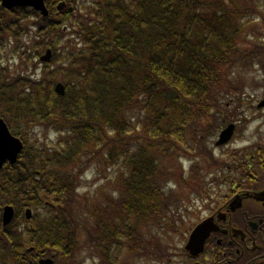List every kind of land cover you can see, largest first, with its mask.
Masks as SVG:
<instances>
[{
  "label": "trees",
  "instance_id": "16d2710c",
  "mask_svg": "<svg viewBox=\"0 0 264 264\" xmlns=\"http://www.w3.org/2000/svg\"><path fill=\"white\" fill-rule=\"evenodd\" d=\"M88 4L42 18L38 48H51L53 58L38 79L21 73L10 77L9 69L0 67V113L11 126L19 124L13 130L26 144L20 161L0 171L4 264H32L38 254H55L59 264H81L77 258L87 244L76 240V223L85 210L92 219L85 230L100 264H126L120 260L126 248L139 260H165L157 236L176 231L175 218L186 200L179 191L194 184L199 185L193 190L205 191L203 174L189 177L181 160L190 161L196 173L202 161L218 164L205 138L223 122L226 98L242 90L229 70L240 63L254 65L264 56V47L249 49V37L262 34L257 23H264V0ZM54 34L60 42L68 38V46L58 47ZM57 81L66 85L63 97L54 92ZM3 104L22 118L15 122ZM33 119L54 123L47 130H55L59 142L28 148ZM137 130L141 135L135 137ZM99 159L118 178L110 189L103 184V191L84 200L76 193L79 171ZM8 204L16 216L3 227L2 209ZM40 206L46 212L41 222L33 217L36 231L23 230L21 223L32 220L21 213Z\"/></svg>",
  "mask_w": 264,
  "mask_h": 264
},
{
  "label": "rangeland",
  "instance_id": "374dc122",
  "mask_svg": "<svg viewBox=\"0 0 264 264\" xmlns=\"http://www.w3.org/2000/svg\"><path fill=\"white\" fill-rule=\"evenodd\" d=\"M69 1L79 9L81 2L89 5L88 3L93 0ZM53 13V18H55V12ZM13 21H18L21 24L11 32L10 36L8 30L0 35V67H8V76L10 77H16L21 72L24 75L31 76L35 73L36 77L34 79H38V75L43 74L45 64L40 63V57L44 54V50L38 48V45L43 42V38H38L37 34L39 33V26H42L45 20L33 14L30 9H26L23 12L14 11L11 17L8 18L7 23L11 26ZM69 24L70 22L64 24V27H67ZM257 27L259 29L260 27L262 28V34L257 35L258 37H254V39L249 37V40L252 41L249 47L250 50L264 47V23L261 26L257 23ZM65 31L69 32L70 28H66ZM17 34L19 36H16ZM66 35L69 36V34ZM67 41H69L68 38L60 42L57 40L56 34L53 35V42L60 48L63 46V43L68 46ZM21 44L26 46V48L19 50V45ZM26 49L27 52L21 56V53L25 52ZM29 57H31V60ZM257 59L262 60L264 56H259ZM259 60H256L254 65L236 64L229 70L228 74L237 85L242 87V90L240 92L238 90L235 96H228L226 98L227 105L226 110L223 111V123L216 124L205 138L206 146L212 149L215 156L219 158V165L212 167L207 166V163L202 161L201 174L204 175L201 177V180L205 181V183L201 184V186L210 196H205V191L198 193L196 190H193V187L199 184L186 186L179 191L178 195L180 199H186L180 208L181 216L177 215L175 218L177 219L175 221L180 222L178 227L182 235L167 230L159 232L157 238L162 245L161 248H165L164 252L169 257L167 261L163 259L160 264H180L182 236L194 223H197L208 214L209 210H207L206 206L212 203V201L216 202L225 199L227 194L232 191V183L242 179V176L247 174L249 164H253L255 170L257 169L256 164H260V157L264 153V107L258 108V105L264 99V60L261 61L262 63ZM27 65H29V68L25 71L24 67ZM34 65H37L35 69ZM54 68L55 65H50L51 70ZM50 80L51 78L48 77L46 83L48 84ZM3 110L5 114H12L15 122H18L22 118L19 117L21 115L17 109H9L6 107V104H3ZM16 114L17 116H15ZM43 121L33 119L32 125L29 126V136L27 135V138L29 137L28 148L34 145L46 148L47 145L59 142V134H56L55 130H47L54 123L45 121L44 125L40 124ZM21 123L23 122L20 121ZM224 123L226 124L222 127ZM229 123H235L236 125L233 138L228 144L217 147L215 141L218 139L221 130ZM13 126L17 128L19 124L13 123ZM138 132L135 134V137L141 135L140 131ZM253 155L254 158L251 157ZM83 162L85 165L88 163L86 159ZM183 166L185 170L190 169V162L183 161ZM78 170L75 169L72 173L77 175ZM171 170L175 171L176 169L171 168ZM112 171L113 169L107 168L101 159L95 160L89 166L82 167L79 171L80 175L78 178L81 184L76 189L77 195H83L84 200L85 198L91 200L92 195L98 191H103V188L105 190L110 189L112 182L118 178ZM188 176L191 177L194 174L190 171ZM170 187L179 188L174 183L170 184ZM44 200L48 202L52 201L51 198ZM45 212L42 206L38 207L37 210L33 208V217L35 216L41 222L45 216L43 214ZM21 215L24 218V211ZM77 219L76 224L80 226V232L78 231L76 240L78 239L81 244H87V249L82 250V253L78 255V262L81 264H100L99 255L95 252L94 248L92 249V245L89 243L92 239L91 235L88 236V229L92 224L89 212L85 210ZM33 220L34 218L31 223L27 224L23 222L21 227L26 229L30 225L35 226V221L33 222ZM86 228H88L87 232ZM2 257L0 256V264L7 263ZM138 258L140 257L137 254L129 253L126 248L120 260L126 264H157L155 261L139 260Z\"/></svg>",
  "mask_w": 264,
  "mask_h": 264
},
{
  "label": "flooded vegetation",
  "instance_id": "af4514ba",
  "mask_svg": "<svg viewBox=\"0 0 264 264\" xmlns=\"http://www.w3.org/2000/svg\"><path fill=\"white\" fill-rule=\"evenodd\" d=\"M2 1L0 35L10 30L7 21L12 15V10L5 9ZM256 166L255 171L248 166L250 172L232 183V191L225 199L208 206V214L182 236L180 264H264V153ZM204 219H210V223L203 247L188 250L187 242L193 230ZM32 229L36 231L30 225L28 231ZM38 255L37 260L42 258ZM37 260L32 264H37Z\"/></svg>",
  "mask_w": 264,
  "mask_h": 264
},
{
  "label": "water",
  "instance_id": "95a60500",
  "mask_svg": "<svg viewBox=\"0 0 264 264\" xmlns=\"http://www.w3.org/2000/svg\"><path fill=\"white\" fill-rule=\"evenodd\" d=\"M3 6L7 8H13L15 6H31L37 11H41L44 16L48 15V9L45 6L44 0H3ZM64 3L59 5V8H63ZM52 56L51 50H47L46 54L41 58L42 61H48ZM56 93L59 95H65V86L62 83H58L55 87ZM264 106V101L260 104ZM234 125H229L225 130L222 131L220 139L217 144L221 145L230 140L233 134ZM23 149V143L20 139L15 138L9 131L8 126L4 120L0 117V169L2 168L5 161L10 160V162H16L19 153ZM14 217V208L12 206H6L3 212V223L8 225ZM31 217V211L27 210V218ZM208 229V230H207ZM206 231L204 234L203 232ZM209 232V223L208 219L202 222L192 233L190 240L187 245V249L194 248L204 241V236ZM40 264H53V259H41Z\"/></svg>",
  "mask_w": 264,
  "mask_h": 264
}]
</instances>
